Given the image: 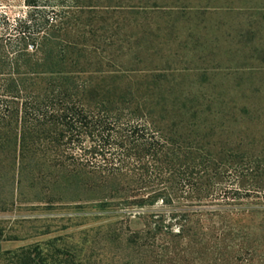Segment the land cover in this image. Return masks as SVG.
Masks as SVG:
<instances>
[{"label": "trees", "instance_id": "trees-1", "mask_svg": "<svg viewBox=\"0 0 264 264\" xmlns=\"http://www.w3.org/2000/svg\"><path fill=\"white\" fill-rule=\"evenodd\" d=\"M22 3L0 11V214L118 219L0 264H264V0Z\"/></svg>", "mask_w": 264, "mask_h": 264}, {"label": "rangeland", "instance_id": "rangeland-1", "mask_svg": "<svg viewBox=\"0 0 264 264\" xmlns=\"http://www.w3.org/2000/svg\"><path fill=\"white\" fill-rule=\"evenodd\" d=\"M25 10L22 0L0 1V11L5 12L11 19ZM30 207H32L30 204L22 205L11 214H0V221H5L0 224L3 234L24 239L23 241L1 242V251H13L21 246L35 242L45 243L53 238H59L58 243L74 245L87 250L92 245L97 228H104L118 219V217L94 219L87 216L67 222L66 219L60 220L63 211L46 212L42 208ZM46 227L47 234L40 235Z\"/></svg>", "mask_w": 264, "mask_h": 264}]
</instances>
